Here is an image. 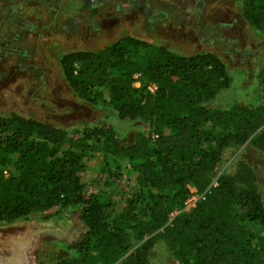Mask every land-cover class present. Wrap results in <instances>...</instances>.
<instances>
[{"label": "trees", "instance_id": "obj_1", "mask_svg": "<svg viewBox=\"0 0 264 264\" xmlns=\"http://www.w3.org/2000/svg\"><path fill=\"white\" fill-rule=\"evenodd\" d=\"M254 30L264 31V0H231ZM146 49L134 66L128 49ZM65 82L79 99L96 102L106 89L119 119L149 121L153 135L136 132L123 144L106 124L68 128L14 110L0 112V224L36 210L81 206L87 226L71 253L42 264H149L161 240L182 264H264V235L255 244L247 227L264 233V199L251 165L238 159L232 173H216L226 148L252 144L264 151V89L255 107L208 109L202 103L229 87L223 59L212 51L179 54L162 44L122 35L98 50L59 59ZM264 70V68H263ZM157 84L154 94L132 86L133 72ZM264 86V71L260 75ZM128 160L138 189L116 210L115 181L85 193L91 151ZM205 198L169 222L189 185Z\"/></svg>", "mask_w": 264, "mask_h": 264}, {"label": "rangeland", "instance_id": "obj_2", "mask_svg": "<svg viewBox=\"0 0 264 264\" xmlns=\"http://www.w3.org/2000/svg\"><path fill=\"white\" fill-rule=\"evenodd\" d=\"M122 35L162 44L179 54L219 55L231 82L203 101L208 109L262 103L264 31L251 28L231 0H0V112L14 110L70 129L106 124L123 144L131 143L136 132L152 136L149 121L116 116L106 89L94 103L81 100L62 75L61 55L98 50ZM127 54L138 66L147 51L132 47ZM253 137L226 148L216 173H232L238 159L247 161L264 199V151L252 144ZM105 180L116 183V210L138 189L128 160L103 151L99 143L87 162L85 193L98 194ZM80 210L81 206L53 207L0 224V264H42L69 255L68 246L87 230ZM247 230L251 244L264 235L254 224ZM10 257L17 259L3 262ZM148 262L182 264L161 240L151 247Z\"/></svg>", "mask_w": 264, "mask_h": 264}, {"label": "built area", "instance_id": "obj_3", "mask_svg": "<svg viewBox=\"0 0 264 264\" xmlns=\"http://www.w3.org/2000/svg\"><path fill=\"white\" fill-rule=\"evenodd\" d=\"M131 79L132 86L136 88L143 87L150 94H154L157 90V84L154 81L145 78L140 71L133 72ZM215 184L216 178H213L212 182L204 191H198L193 185H189V192L183 200L182 205L170 213L168 222L179 212L193 209L198 204V202L205 198V194L209 191L210 187L214 186Z\"/></svg>", "mask_w": 264, "mask_h": 264}, {"label": "water", "instance_id": "obj_4", "mask_svg": "<svg viewBox=\"0 0 264 264\" xmlns=\"http://www.w3.org/2000/svg\"><path fill=\"white\" fill-rule=\"evenodd\" d=\"M86 226V225H85ZM86 229H87V226H86ZM22 255H23V252H22ZM12 257H10V258H5V259H3V262L5 263H7V262H9L10 261V259H11Z\"/></svg>", "mask_w": 264, "mask_h": 264}, {"label": "bare ground", "instance_id": "obj_5", "mask_svg": "<svg viewBox=\"0 0 264 264\" xmlns=\"http://www.w3.org/2000/svg\"><path fill=\"white\" fill-rule=\"evenodd\" d=\"M14 258L17 259V257H12L11 259H14ZM11 259H10V261H11ZM14 263H15V262H14Z\"/></svg>", "mask_w": 264, "mask_h": 264}]
</instances>
